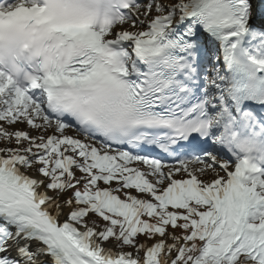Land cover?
I'll return each instance as SVG.
<instances>
[{"label":"snow or ice","instance_id":"1","mask_svg":"<svg viewBox=\"0 0 264 264\" xmlns=\"http://www.w3.org/2000/svg\"><path fill=\"white\" fill-rule=\"evenodd\" d=\"M0 264H264V0H0Z\"/></svg>","mask_w":264,"mask_h":264},{"label":"clouds","instance_id":"2","mask_svg":"<svg viewBox=\"0 0 264 264\" xmlns=\"http://www.w3.org/2000/svg\"><path fill=\"white\" fill-rule=\"evenodd\" d=\"M31 22L28 21H23V20H17L15 21L11 27L6 28L5 29V34L6 35H11L13 37H17L19 39V43L17 45V54H24L26 55V51L23 48V44L26 42L24 40V36L25 33L27 32V28L25 27L26 24H30ZM3 57H4V64L3 67L7 70V69H11V61L9 59V53L7 51V48H5L4 52H3ZM20 63V66L23 67V63L22 62H18Z\"/></svg>","mask_w":264,"mask_h":264}]
</instances>
